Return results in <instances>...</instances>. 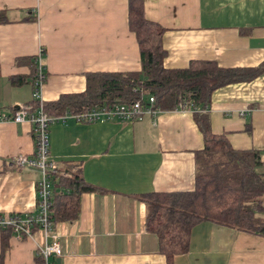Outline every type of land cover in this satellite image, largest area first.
<instances>
[{
	"label": "crops",
	"instance_id": "1",
	"mask_svg": "<svg viewBox=\"0 0 264 264\" xmlns=\"http://www.w3.org/2000/svg\"><path fill=\"white\" fill-rule=\"evenodd\" d=\"M144 14L164 27V65L212 59L224 67L264 62V0H144ZM0 114L37 103L32 60L44 49L43 101L83 91L89 72L140 68L136 37L128 27V0H0ZM16 79L21 82L15 83ZM210 126L234 148L260 152L264 163V71L250 80L214 89ZM29 120H0V215L35 212L38 168L10 165L32 154ZM49 151L58 171L77 172L96 190L84 191L74 219L51 224L62 254L59 264H166L156 235L145 227L141 194L193 189L195 153L203 134L193 112L176 108L140 119L49 125ZM54 188V185H53ZM187 252L173 264H264V237L212 221L191 227ZM11 234L3 264H38L45 238ZM0 233V251H1ZM60 258V259H59ZM59 259V260H58Z\"/></svg>",
	"mask_w": 264,
	"mask_h": 264
},
{
	"label": "trees",
	"instance_id": "2",
	"mask_svg": "<svg viewBox=\"0 0 264 264\" xmlns=\"http://www.w3.org/2000/svg\"><path fill=\"white\" fill-rule=\"evenodd\" d=\"M143 6L144 0H128V27L138 43L140 68L133 72H89L83 91L62 93L54 100L44 101L41 108L50 115L79 113L114 103L145 102L154 95L153 104L160 109H191L203 134V147L194 157L193 189L140 195L146 205L145 227L156 235L159 252L166 264H173L174 255L189 249L191 227L205 220L264 237V163L260 152L234 148L225 134L212 131L208 116L214 89L256 77L264 71V62L254 67H224L212 59H191L186 66L167 67L163 62L164 27L147 18ZM4 18L0 12V21ZM34 71L35 66L32 77ZM19 82L21 79L15 80ZM53 185L47 214L51 224L74 219L82 192L96 190L77 172L66 175L58 171ZM36 227L34 224L33 229ZM0 233L3 264L12 229L7 226ZM36 258L41 264L40 256Z\"/></svg>",
	"mask_w": 264,
	"mask_h": 264
},
{
	"label": "built area",
	"instance_id": "3",
	"mask_svg": "<svg viewBox=\"0 0 264 264\" xmlns=\"http://www.w3.org/2000/svg\"><path fill=\"white\" fill-rule=\"evenodd\" d=\"M44 49L40 47L33 57L35 66L32 77V98L37 103L34 107L32 103L21 104L15 108L13 113L0 114V120L8 119L15 122L29 120L33 125L35 149L32 154H17L12 158L10 165L27 166L38 168L41 172L37 181V208L35 212H13L0 215V230L10 226L13 235L19 238L28 237L33 232L34 224L44 230L45 238L37 247V255L41 258V264H59L55 261L61 256L62 250L57 237L50 233L51 223L47 219L48 208L53 195V176L58 173V169L53 163L49 151V125L55 121H65L68 117H74L81 121H103L116 117L118 119H140L145 115L155 116L161 111L154 106V95H149L145 102L135 100L130 103H114L111 106H100L80 111L79 113L48 114L41 108L43 100L40 92L45 79Z\"/></svg>",
	"mask_w": 264,
	"mask_h": 264
},
{
	"label": "water",
	"instance_id": "4",
	"mask_svg": "<svg viewBox=\"0 0 264 264\" xmlns=\"http://www.w3.org/2000/svg\"><path fill=\"white\" fill-rule=\"evenodd\" d=\"M59 259H60V258H59ZM59 259H58V260H59Z\"/></svg>",
	"mask_w": 264,
	"mask_h": 264
}]
</instances>
